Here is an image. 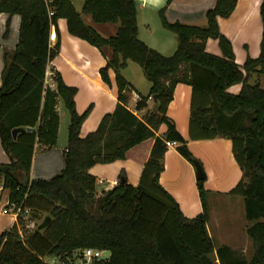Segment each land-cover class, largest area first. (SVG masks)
<instances>
[{"label":"trees","instance_id":"trees-1","mask_svg":"<svg viewBox=\"0 0 264 264\" xmlns=\"http://www.w3.org/2000/svg\"><path fill=\"white\" fill-rule=\"evenodd\" d=\"M170 2L166 0L159 16L163 27L176 35L177 46L171 55H164L139 38L135 0H84L80 11L71 0H0V13L9 15L5 36L10 17L20 16L17 43L3 50L0 139L10 161L0 164V183L8 190L9 201L30 209L31 218L51 217L41 230L38 224L32 230L24 229L23 237L15 224L3 232L0 264H49L44 257L56 259L50 264H67L73 261L72 252L86 247L111 252L107 260L93 264H264V87L249 82L252 73L264 74V30L259 56L247 57L240 67L218 24V17L231 15L237 0H216L206 10L204 26L169 21L165 9ZM259 12L264 26V0ZM82 14L96 23L117 24L116 33L101 36L85 24ZM59 18L66 20L71 35L99 50L106 46L112 50L99 73L109 84V70L114 71L117 103L85 136H81V125L92 104L78 113L77 88L67 85L58 72L52 74L55 92L45 84L47 64L60 47L58 38L53 47L49 39ZM209 38L218 41L221 55L206 50ZM129 60L142 68L150 83L149 93L138 96L135 110L144 108L149 99L155 103L142 117L128 108L131 85L121 70ZM178 83L192 87L189 139L225 137L232 142L242 176L229 193L243 198L245 217L251 222L246 227L253 245L250 258L228 245L214 244L207 230L204 180L196 181L203 211L193 218L183 215L178 202L159 182L166 140L175 141L177 150L190 162L195 159L188 140L166 113ZM238 83L237 94L228 92ZM55 95L70 116L64 168L50 179H30L35 142H52L56 136ZM161 124L166 130L158 135ZM16 127L25 129L13 137ZM149 138L154 143L139 183L128 184L121 172L117 185L97 193L91 166L125 159L129 149Z\"/></svg>","mask_w":264,"mask_h":264},{"label":"crops","instance_id":"crops-1","mask_svg":"<svg viewBox=\"0 0 264 264\" xmlns=\"http://www.w3.org/2000/svg\"><path fill=\"white\" fill-rule=\"evenodd\" d=\"M135 1L139 38L162 54L171 55L176 49L177 37L173 32L163 27L159 16V10L165 5L166 0ZM215 1L171 0L166 6L165 16L169 21L204 26L206 25V10L212 7ZM261 1L237 0L229 17H218L220 31L230 40L235 62L240 67L247 57L257 58L260 54L262 30H264L259 12ZM71 2L80 11L84 0H71ZM8 16L7 13H0V86L2 83L3 50L4 48L12 49L15 47L19 33L20 16L14 14L10 17L8 35H4ZM82 18L85 24L93 27L103 37H109L116 33L117 24L115 23H96L88 14H82ZM57 38L60 41V47L57 55L47 64L46 72L47 74L58 72L67 85L77 88L74 100L78 113H82L92 104L91 111L81 125V136H85L96 129L102 116L112 112L117 103V85L114 71L109 70V84L102 80L99 73V69L106 64L111 56L112 50L107 46L99 50L86 40L71 35L67 30V23L64 18L57 20V29L55 26L50 29L51 47L54 46ZM206 50L212 54L221 55L216 39L209 38L207 40ZM133 64L137 63L129 60L126 67L121 70V74L131 85L130 90L127 91L128 108L137 116L142 117L154 108L155 103L153 100L151 103L147 100L144 108L135 110L138 96L149 93L150 83L146 87L145 94L136 90L132 78L127 77L124 73V71L132 68ZM249 82H258L261 87H264V74L252 73ZM50 83H52L51 80ZM54 87L51 86V89L55 92ZM240 88V83L234 84L228 88V92L237 94ZM191 96L192 87L185 83H178L166 113L175 121L181 135L188 140V148L193 156L201 160L207 175L203 182L206 196L209 194L212 198H216L230 195L229 191L242 176L241 168L232 151V142L225 137L189 139ZM53 100V110L58 117L56 136L52 142L42 140L35 142L29 172L30 179H50L64 168V151L68 141L70 116L60 96L55 95ZM165 130L166 125L161 124L157 134L161 135ZM153 143L154 138H149L129 149L125 159L110 163L97 162L91 166L89 172L96 178L95 189L97 193L107 191L117 185L115 180L119 182L121 172H123L128 184L136 186L139 183L144 164L149 158ZM176 145L167 147L164 153V169L160 174L159 182L178 202L183 215L187 218H193L203 211L197 189L195 169L193 163L180 154ZM9 161V156L3 149L0 139V164ZM8 200V190L4 189L0 183V235L15 224L12 215L2 211ZM208 213L209 220L211 217L209 208ZM246 227L247 225L243 228L244 234H246ZM207 230H209L208 221ZM244 237L249 240L246 235ZM211 238L213 237L211 236ZM231 247L236 250L239 246L234 244ZM80 256L81 250H75L71 254L73 261H69L67 264H77L80 261ZM43 259L47 262L48 259L52 258L44 257ZM52 260L55 261L56 259ZM97 261L104 260L91 259L87 264H93Z\"/></svg>","mask_w":264,"mask_h":264},{"label":"rangeland","instance_id":"rangeland-1","mask_svg":"<svg viewBox=\"0 0 264 264\" xmlns=\"http://www.w3.org/2000/svg\"><path fill=\"white\" fill-rule=\"evenodd\" d=\"M133 65L132 68L126 72L124 71V73L127 77L129 76V78H132L136 90L145 94L149 82L143 75L142 69L137 64ZM51 75L52 74L50 73L49 77H51ZM148 101L151 103L152 99H149ZM194 158L198 159L195 156ZM198 160L201 162L200 159ZM206 200L211 214V217L208 220V233L213 237L214 244L216 246L225 244L230 247L236 244L239 246L236 250L247 258H250L253 253V245L247 233L244 234L243 228L245 225H250L251 222L245 217L242 197L237 194H230L227 196L212 198L208 194ZM43 217L38 220V222H41ZM245 235L249 240L244 237ZM53 262L52 259L47 260V263L49 264Z\"/></svg>","mask_w":264,"mask_h":264},{"label":"built area","instance_id":"built-area-1","mask_svg":"<svg viewBox=\"0 0 264 264\" xmlns=\"http://www.w3.org/2000/svg\"><path fill=\"white\" fill-rule=\"evenodd\" d=\"M53 11L49 9V14L51 15ZM51 74H53L51 72ZM50 80L52 83H50ZM45 84L48 86H55L52 75L49 77V74L46 72L45 77ZM165 144L167 147L176 145L175 141L166 140ZM118 183L117 180H115V184ZM4 213H9L12 215V217L15 219V225L18 229V234L23 237L24 235V229L26 230H32L34 229L38 221L36 219L31 218V212L28 207H24L21 204H17L16 202L9 201L7 202V205L5 208L2 209ZM104 255L103 249H96L92 247H86L81 250V256L80 261L77 264H87L91 259H100Z\"/></svg>","mask_w":264,"mask_h":264},{"label":"water","instance_id":"water-1","mask_svg":"<svg viewBox=\"0 0 264 264\" xmlns=\"http://www.w3.org/2000/svg\"><path fill=\"white\" fill-rule=\"evenodd\" d=\"M155 96H153L154 98ZM25 129L24 127H16L14 129H12V135L13 137L16 136V133L20 130ZM27 130H33V128L31 127H26ZM194 169H195V177L197 180H205L207 175L205 173V170L203 168L202 163L198 160V159H193L192 161ZM121 182H124V179H121ZM51 217L49 215H46L43 220L38 224L37 228L39 230L43 229L45 226L48 225V223L50 222ZM110 250H104V255L102 257H100V259L102 260H107L110 257Z\"/></svg>","mask_w":264,"mask_h":264}]
</instances>
